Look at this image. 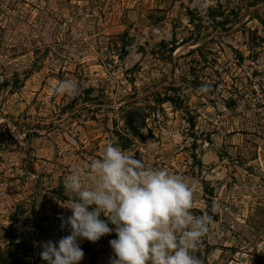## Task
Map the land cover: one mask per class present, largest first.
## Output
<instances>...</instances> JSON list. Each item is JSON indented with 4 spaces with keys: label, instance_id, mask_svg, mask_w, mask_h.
I'll return each mask as SVG.
<instances>
[{
    "label": "rangeland",
    "instance_id": "rangeland-1",
    "mask_svg": "<svg viewBox=\"0 0 264 264\" xmlns=\"http://www.w3.org/2000/svg\"><path fill=\"white\" fill-rule=\"evenodd\" d=\"M108 143L195 182L202 264H264V0H0V264H47Z\"/></svg>",
    "mask_w": 264,
    "mask_h": 264
},
{
    "label": "clouds",
    "instance_id": "clouds-1",
    "mask_svg": "<svg viewBox=\"0 0 264 264\" xmlns=\"http://www.w3.org/2000/svg\"><path fill=\"white\" fill-rule=\"evenodd\" d=\"M78 92L74 80L53 85L55 95ZM64 189L72 194L66 207L72 215L61 227L70 234L58 242H41L39 255L47 264H79L85 254L78 240L95 243L113 231L117 238L109 241L110 264H202L195 253L214 220L206 213L193 214L195 182L148 168L108 143L101 158L73 169Z\"/></svg>",
    "mask_w": 264,
    "mask_h": 264
}]
</instances>
